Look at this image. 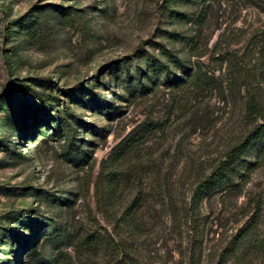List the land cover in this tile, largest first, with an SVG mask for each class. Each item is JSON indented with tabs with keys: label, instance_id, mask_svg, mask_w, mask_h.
I'll return each instance as SVG.
<instances>
[{
	"label": "rangeland",
	"instance_id": "374dc122",
	"mask_svg": "<svg viewBox=\"0 0 264 264\" xmlns=\"http://www.w3.org/2000/svg\"><path fill=\"white\" fill-rule=\"evenodd\" d=\"M170 50L223 93L161 85L130 100L125 66L173 64ZM156 80L147 70L144 82ZM250 100L264 115V0H0V264H105L121 241L130 264H264V156L240 193L194 200L248 127ZM56 109L74 125L72 145L47 126ZM149 122L155 131L115 167L114 147Z\"/></svg>",
	"mask_w": 264,
	"mask_h": 264
},
{
	"label": "trees",
	"instance_id": "16d2710c",
	"mask_svg": "<svg viewBox=\"0 0 264 264\" xmlns=\"http://www.w3.org/2000/svg\"><path fill=\"white\" fill-rule=\"evenodd\" d=\"M140 47L137 48L139 51ZM170 58H172L173 64H170L169 60H162L157 56H152L150 59L146 70H141L132 73L130 66H125L124 81L128 86V92L130 94V100L143 95H149L156 89H159L163 85L169 90H178L187 87L198 88L200 90L214 91L219 89L223 93L222 86L218 85V80L213 76L209 75L208 72H204L202 68L190 65L186 60L181 58L179 54L174 51H169ZM125 61V60H124ZM174 67L179 70H174ZM157 69L162 73V81L156 80L155 82H144V78L147 76V70ZM133 81H137L139 85V90H135L133 86ZM218 85V86H217ZM43 97L35 92V101L33 105L42 107ZM176 99H172V102ZM100 105H105L109 107L112 103H107L105 100L101 99ZM195 105H191L190 111L193 112ZM261 108L253 105V100L248 101L249 110V124L248 127L241 132V134L228 146L223 155L216 161L211 170L200 178L197 182L195 189L194 200H199L202 196H210L214 191L218 189H224L227 191H236L240 193L249 178L252 165L257 163L264 156V115L262 114ZM57 124L52 121V116L48 113L45 114L47 126L56 130L59 134L65 132V138L68 139L70 145L76 140V132L74 125L68 120L65 112L57 110ZM262 118L261 122L258 119ZM55 126V127H54ZM155 131L154 124L149 122L147 127L143 131L131 130V132L122 139L110 156V161L117 167L120 165L127 155L136 149L139 144L148 139L149 134ZM77 150L79 151V156L83 157L85 155L84 150L77 145ZM256 150V154L251 156L250 151ZM253 157V158H252ZM162 156L158 155L150 162L151 170L154 173L159 172L162 164ZM255 159V160H252ZM158 179L157 175L155 176ZM143 176L140 175L138 181H135V187L142 190ZM137 198H134L130 205L128 206V212L124 216V220L128 225H135L132 219L135 209V203ZM259 213V205L256 206V210L250 215L248 220H246L238 229V233L234 238L233 245H240L247 239L250 235L253 223L256 221ZM120 256L114 261L106 262L105 264H130L126 253L125 242L121 241L116 245ZM224 254L221 256V261H225Z\"/></svg>",
	"mask_w": 264,
	"mask_h": 264
}]
</instances>
